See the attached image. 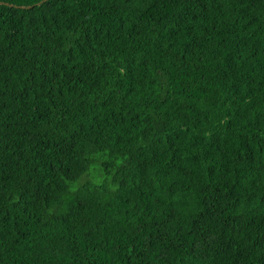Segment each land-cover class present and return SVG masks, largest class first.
Returning a JSON list of instances; mask_svg holds the SVG:
<instances>
[{
  "label": "trees",
  "instance_id": "trees-1",
  "mask_svg": "<svg viewBox=\"0 0 264 264\" xmlns=\"http://www.w3.org/2000/svg\"><path fill=\"white\" fill-rule=\"evenodd\" d=\"M40 1L0 0V264H264V0Z\"/></svg>",
  "mask_w": 264,
  "mask_h": 264
},
{
  "label": "water",
  "instance_id": "water-1",
  "mask_svg": "<svg viewBox=\"0 0 264 264\" xmlns=\"http://www.w3.org/2000/svg\"><path fill=\"white\" fill-rule=\"evenodd\" d=\"M46 1H48V0H42V1L38 2L37 4H35V5H33V6H39V5L43 4V3H45ZM0 4H6V3H2V2H0ZM6 5H8V4H6ZM8 6L13 7V5H8ZM33 6H27V7H23V6H15V7H16V8H19V9H30V8H32Z\"/></svg>",
  "mask_w": 264,
  "mask_h": 264
}]
</instances>
